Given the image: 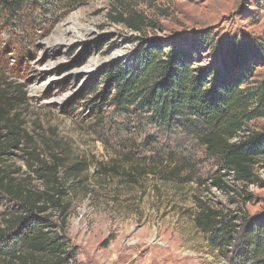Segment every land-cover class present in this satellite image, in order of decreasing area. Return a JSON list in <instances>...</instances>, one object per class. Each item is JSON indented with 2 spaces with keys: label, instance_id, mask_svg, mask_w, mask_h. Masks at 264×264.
<instances>
[{
  "label": "rangeland",
  "instance_id": "374dc122",
  "mask_svg": "<svg viewBox=\"0 0 264 264\" xmlns=\"http://www.w3.org/2000/svg\"><path fill=\"white\" fill-rule=\"evenodd\" d=\"M43 2L32 27L0 43V131L7 126L17 135L6 158L14 168L25 170L30 149L81 165L66 186L73 264H226L222 250L194 227L198 202L255 216L264 212V186L226 176V189L213 187L210 178L224 174L221 162L180 132L149 126L140 112L117 114L105 71L129 66L142 40L179 42L208 29L255 37L264 47V0ZM201 52L204 65L208 53ZM256 75L264 78V67ZM251 129L264 131V119ZM156 160L165 171L178 167L181 178L161 176ZM146 164L154 172L141 178ZM256 173L264 182V159Z\"/></svg>",
  "mask_w": 264,
  "mask_h": 264
},
{
  "label": "trees",
  "instance_id": "16d2710c",
  "mask_svg": "<svg viewBox=\"0 0 264 264\" xmlns=\"http://www.w3.org/2000/svg\"><path fill=\"white\" fill-rule=\"evenodd\" d=\"M43 1L0 0V43L7 45L19 27H32L36 13L45 10ZM142 42L129 66L105 71L115 112H140L149 126L165 134L180 132L204 148L224 172L210 178L213 187L226 189V176L246 187H263L256 166L264 159V131L251 129L264 119V78L256 75L264 67V47L257 38L222 37L208 29L179 42ZM203 50L209 61L201 65ZM16 144L14 130L5 126L0 131V264H73L66 186L82 167L68 166L54 152L43 158L30 149L24 151L25 170L14 168L6 158ZM155 162L161 176L181 178L178 167L165 171L166 166ZM149 165L139 177L154 172ZM180 166L184 169L185 163ZM193 224L212 247L222 250L226 264H264V212L235 216L198 202Z\"/></svg>",
  "mask_w": 264,
  "mask_h": 264
},
{
  "label": "bare ground",
  "instance_id": "6f19581e",
  "mask_svg": "<svg viewBox=\"0 0 264 264\" xmlns=\"http://www.w3.org/2000/svg\"><path fill=\"white\" fill-rule=\"evenodd\" d=\"M119 54V53H118ZM118 54L116 56H118Z\"/></svg>",
  "mask_w": 264,
  "mask_h": 264
}]
</instances>
